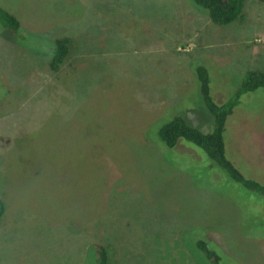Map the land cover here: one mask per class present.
<instances>
[{
  "label": "rangeland",
  "instance_id": "obj_1",
  "mask_svg": "<svg viewBox=\"0 0 264 264\" xmlns=\"http://www.w3.org/2000/svg\"><path fill=\"white\" fill-rule=\"evenodd\" d=\"M0 7L21 26L15 38L0 29V264H97L94 245L112 264H210L197 240L220 264H264V199L194 145L167 149L158 137L174 116L212 131L198 66L219 104L246 71L264 72V3L247 0L226 26L189 0ZM63 37L69 53L53 73ZM224 140L226 157L264 186V88L241 96Z\"/></svg>",
  "mask_w": 264,
  "mask_h": 264
},
{
  "label": "trees",
  "instance_id": "obj_2",
  "mask_svg": "<svg viewBox=\"0 0 264 264\" xmlns=\"http://www.w3.org/2000/svg\"><path fill=\"white\" fill-rule=\"evenodd\" d=\"M189 1L203 9L212 24L226 26L243 19L242 12L247 0ZM256 1L264 3V0ZM0 29L9 32L12 38L17 37L21 31L19 20L1 7ZM70 44L71 40L67 37L55 40L48 63V68L51 72L58 73L60 71L68 56ZM193 77L196 80V86L194 88L198 90L205 109L213 118L212 131L210 133H203L198 129L190 127L183 117L174 116L158 130L159 139L167 149L176 147L179 140L194 145L211 161L212 167L215 166L220 169L229 180L238 184L245 191L256 194L264 199V186L256 181L245 178L226 157L224 140L227 118L232 115L242 95L264 88V72L259 70L246 71L238 89L222 104L216 103L211 96L210 79L206 68L198 66L194 70ZM5 91L6 94L9 92L7 88H5ZM219 101L221 100L219 99ZM7 208V203L3 200L0 201V219L6 214ZM195 248L210 264H220V261L223 259L220 254L211 250L203 240H197ZM91 250L93 251L97 264H112L107 249L104 246L94 245L91 247Z\"/></svg>",
  "mask_w": 264,
  "mask_h": 264
}]
</instances>
